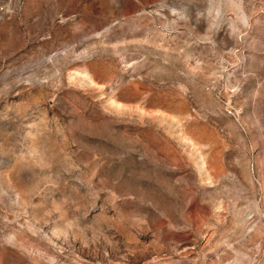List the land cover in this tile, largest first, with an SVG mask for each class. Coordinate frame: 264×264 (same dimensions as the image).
<instances>
[{
	"label": "rangeland",
	"instance_id": "obj_1",
	"mask_svg": "<svg viewBox=\"0 0 264 264\" xmlns=\"http://www.w3.org/2000/svg\"><path fill=\"white\" fill-rule=\"evenodd\" d=\"M0 264H264V0H0Z\"/></svg>",
	"mask_w": 264,
	"mask_h": 264
}]
</instances>
